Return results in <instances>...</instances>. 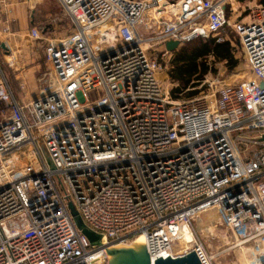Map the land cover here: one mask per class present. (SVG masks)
<instances>
[{"label": "built area", "instance_id": "obj_1", "mask_svg": "<svg viewBox=\"0 0 264 264\" xmlns=\"http://www.w3.org/2000/svg\"><path fill=\"white\" fill-rule=\"evenodd\" d=\"M57 1L71 32L48 42L39 96L20 99L0 63V264H109L110 248L140 236L155 263L210 210L264 264V5L232 23L230 0ZM227 28L251 78L220 102L215 83L175 101L160 77L167 43L225 42ZM19 34L43 40L37 27ZM188 244L183 256L213 264Z\"/></svg>", "mask_w": 264, "mask_h": 264}, {"label": "rangeland", "instance_id": "obj_2", "mask_svg": "<svg viewBox=\"0 0 264 264\" xmlns=\"http://www.w3.org/2000/svg\"><path fill=\"white\" fill-rule=\"evenodd\" d=\"M35 1L37 0H34V2ZM50 1L53 2L52 8H54V12L59 15L57 16L62 19V22H58V17H52L50 20H45L44 22H42L37 27L43 31L42 41L32 42L28 39H22L21 36V38L17 37L18 41L17 39H15V37H12L11 40H9L8 37H5L3 34L0 38V41L3 45L5 44L10 46V48H8L7 50L8 52H6L8 54H6L5 52L4 53L8 56H11V58L5 57L0 46V63L3 66V69L13 89L15 90L19 98L24 101L30 100L33 94L35 96H39V92L41 91V89L45 88L49 84L51 65L48 62L46 54L48 43L46 39L50 36V31L53 30L52 26H48L49 22H58V24L64 25L66 27L67 24L70 23L69 20L62 15L57 1ZM170 1L176 2L179 0ZM230 2L233 5L227 6V15L232 23L248 21L246 20V17L250 12L249 7L256 8L259 5H264L262 0H230ZM43 7V4H37L35 8H32L34 15H44L43 11L45 8ZM27 15L28 16L25 17V19H28V17L30 19V8H28ZM20 16L21 15L19 7L17 5L10 6L7 2L4 4L0 3V28H2L1 23L5 24L7 21H10L11 32L14 33L16 27L15 22L19 21V19L22 17ZM12 22H14V26ZM223 35L224 37L227 36L229 40L226 41H229L231 43V46L234 50L235 59L239 61L238 66L234 70H230L229 65L225 61H219L214 57L209 58L208 61L213 70L211 73L205 76L202 84H199L198 87L192 89L196 92L194 97L200 96L202 94H208V90H210V83H215V85L213 86V90L217 91L216 98L217 101L220 102L225 99L228 92H231L244 81L251 78V73L247 66L245 55L239 45L240 38L238 34L232 28H227L224 31ZM32 44L33 46H31ZM22 45L27 48V51H25V53H19L18 47H21ZM30 50L32 52H30ZM172 59L173 55L168 60V70L160 76L164 87L166 89H171V94L172 90L178 86L177 84L173 83L170 76ZM6 61H12L16 65L10 68ZM206 81H208V83ZM187 98H189L188 93L187 91H185L180 94L178 100L183 101ZM205 214L206 212L202 213L200 217L203 218ZM215 214L216 213L212 214L211 216L208 215L205 217V220L209 222L207 225L202 224L201 221H199L200 217L194 221L192 226L194 238L196 239V241L204 245L208 256L212 257L213 264H248L251 258H253V254H249L248 250H255L253 249V243L243 245L244 248L242 249L241 247H234L233 244L236 243V239L227 230L226 226L221 221L220 216H218L216 220L212 218V216ZM215 225L217 227L216 232L213 234L208 232V228H211L212 230V228H215ZM132 244H134L133 241L125 246H127V248H130ZM189 248H191V244H185V247H182L180 243H176L173 246V251L176 254H181L188 251Z\"/></svg>", "mask_w": 264, "mask_h": 264}, {"label": "trees", "instance_id": "obj_3", "mask_svg": "<svg viewBox=\"0 0 264 264\" xmlns=\"http://www.w3.org/2000/svg\"><path fill=\"white\" fill-rule=\"evenodd\" d=\"M264 3V0H262ZM225 61L230 70H234L239 61L229 41L217 42L214 38H196L186 42L173 53L171 80L178 86L172 90V97L178 100L180 94L187 91V99L194 98L195 89L202 84L205 76L212 72L209 58ZM192 90V91H191Z\"/></svg>", "mask_w": 264, "mask_h": 264}, {"label": "crops", "instance_id": "obj_4", "mask_svg": "<svg viewBox=\"0 0 264 264\" xmlns=\"http://www.w3.org/2000/svg\"><path fill=\"white\" fill-rule=\"evenodd\" d=\"M6 2L10 6L17 5L19 7L20 15L22 16V17L20 16L21 18L19 19L18 22H15V26L17 27V28L15 27V32L13 33V36L15 37V39H17V37L21 38L20 34H19L20 31L25 30L27 28H31V27H38L45 20L47 21V20H50L52 17H58L59 16L58 14H56L54 12V8H52L53 2H51L50 0H37L35 2H34V0H0V3L4 4ZM57 3H58V1H57ZM37 4H41V5L43 4V6H44L43 8H45L43 11L44 15H42V14L41 15L39 14V16L34 15L32 8H35ZM58 6H59V4H58ZM28 8H30V19H29V17H28V19L27 18L25 19V17L28 16L27 15ZM61 13H62V11H61ZM58 18H59L58 22H62V19L60 17H58ZM58 22H56V23L55 22H49L48 26H52L53 30L50 31V36L46 39L47 42H54L56 40H60L64 37H66L71 32V28H70L71 24L70 23L67 24V27H66L64 25L58 24ZM12 23L14 26V22H12ZM10 24H11L10 21H7L5 24L1 23L2 28H0V38L2 36L1 33H2L3 28L8 26V25L10 26ZM22 39H24V38L22 37ZM17 41H18V39H17ZM0 46L2 48L4 46L1 43V41H0ZM31 46H33V44ZM18 49H19V53H22V52L25 53V51H27V48L24 45H22L21 47H18ZM30 52H32V51L30 50ZM12 64H13V66L16 65L14 62H12ZM31 98H37V96H35L33 94L31 96Z\"/></svg>", "mask_w": 264, "mask_h": 264}, {"label": "bare ground", "instance_id": "obj_5", "mask_svg": "<svg viewBox=\"0 0 264 264\" xmlns=\"http://www.w3.org/2000/svg\"><path fill=\"white\" fill-rule=\"evenodd\" d=\"M8 58H11V57H8ZM214 213H216V214L213 215L212 218L214 220H216L217 217L219 216L218 212L216 210H210V211L206 212V214L204 215L203 218L199 216L200 217L199 221H201L202 224L207 225L209 222L207 220H205V217L208 215L211 216ZM216 228H217L216 225H215L214 229L212 228V230H211V228H208V232L213 234L216 232ZM193 240H194V238H193L191 232H188V234L185 236V239L182 242H180V245H182V247L183 246L185 247V244H188ZM133 243L134 244H132L131 246L129 245L130 248H127V246H125V245L115 246V247L110 248V250H109V264H122L124 261H126L128 259V253H125V252H126V250H129V249L131 250L132 254H134V257L136 259V264L146 260L148 255H149V252H148V248H147V245L145 242V238L143 236H140ZM118 248H120V249H118ZM242 248H244V247L241 246V249ZM115 249H117V250H115ZM248 252H249V254L250 253L252 254V250H248ZM184 253H186V252H183L181 254H176L173 250L169 251V255L174 256L173 258L182 257ZM150 263L154 264L153 261H150ZM248 264H249V262H248Z\"/></svg>", "mask_w": 264, "mask_h": 264}, {"label": "water", "instance_id": "obj_6", "mask_svg": "<svg viewBox=\"0 0 264 264\" xmlns=\"http://www.w3.org/2000/svg\"><path fill=\"white\" fill-rule=\"evenodd\" d=\"M240 45V43H239ZM180 47L178 42H169L166 45V49L169 52H175L178 48ZM241 47V45H240ZM3 48H5V46H3ZM242 49V48H241ZM243 52V50H242ZM244 53V52H243ZM49 162L51 164V166L53 167V164L49 158ZM69 208L71 210V214L72 217L74 219V222L77 226V228L82 231V233L89 239V241L93 244L98 243L101 241V237L99 235H96L95 233H93L92 231H90L87 226L85 225V223L83 222L81 216L79 215V213L76 211L75 207L70 204ZM125 253H128V259L126 261H124L122 264H136V259L134 257V254H132L131 250H126ZM151 258L148 255L147 259L139 262L137 264H151L150 263ZM154 264H201L198 256L196 255L195 252H191L188 253L185 256L182 257H168L166 259L160 258L158 260L155 261Z\"/></svg>", "mask_w": 264, "mask_h": 264}]
</instances>
